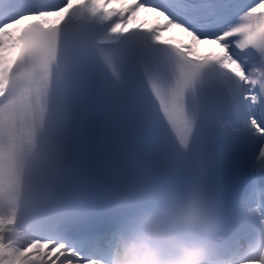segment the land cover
Here are the masks:
<instances>
[{
  "label": "snow or ice",
  "instance_id": "snow-or-ice-1",
  "mask_svg": "<svg viewBox=\"0 0 264 264\" xmlns=\"http://www.w3.org/2000/svg\"><path fill=\"white\" fill-rule=\"evenodd\" d=\"M141 10L163 20L147 28L134 23ZM169 28L188 42L162 40ZM203 43L219 50L201 54ZM124 68L142 74L158 118L193 165V187L219 202L227 228L245 239L258 234L264 0H0V264H102L106 253L82 249L71 224L29 223L18 212L15 158L53 121L76 139L93 85L105 74L120 84ZM212 124L218 133L208 130ZM221 139L242 152L243 182L225 175L227 160L214 148ZM67 195L84 196L83 183ZM249 264H264V257Z\"/></svg>",
  "mask_w": 264,
  "mask_h": 264
},
{
  "label": "clouds",
  "instance_id": "clouds-1",
  "mask_svg": "<svg viewBox=\"0 0 264 264\" xmlns=\"http://www.w3.org/2000/svg\"><path fill=\"white\" fill-rule=\"evenodd\" d=\"M15 160L18 212L27 222L71 224L92 212L85 196L67 195L83 183V164L76 139L60 123L38 127ZM119 199L138 206L114 219L102 264H249L264 257V224L243 238L225 226L214 196L191 179L168 188L129 182Z\"/></svg>",
  "mask_w": 264,
  "mask_h": 264
},
{
  "label": "bare ground",
  "instance_id": "bare-ground-1",
  "mask_svg": "<svg viewBox=\"0 0 264 264\" xmlns=\"http://www.w3.org/2000/svg\"><path fill=\"white\" fill-rule=\"evenodd\" d=\"M156 16H158V15H156ZM149 18H151V20L154 21V22H156V21L158 22L156 17L153 16V14L148 13V12H145L144 16H139L137 18V20L134 21V22H141L143 24V22L147 21ZM181 34H182V32L179 29L176 30V28H169V29H165L162 32L161 37H163V38H171V39L173 38L174 40L179 41L180 39H182V38L179 37V36H181ZM209 45L210 44H207V43L200 44L198 46V51H205V50L209 49V47H210ZM106 250H107V247L104 246L103 249H102L103 255L106 253Z\"/></svg>",
  "mask_w": 264,
  "mask_h": 264
}]
</instances>
